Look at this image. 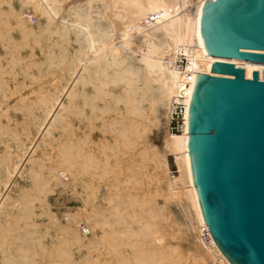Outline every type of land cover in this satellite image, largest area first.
I'll return each mask as SVG.
<instances>
[{
    "label": "bare ground",
    "instance_id": "6f19581e",
    "mask_svg": "<svg viewBox=\"0 0 264 264\" xmlns=\"http://www.w3.org/2000/svg\"><path fill=\"white\" fill-rule=\"evenodd\" d=\"M204 1L18 0L15 7L7 0V7L0 8V44L5 50L0 53V72L6 64L19 62L28 79L20 84L22 90L0 82V131L14 135L16 145L13 157L9 149L0 153V187L20 174L26 162L42 188L58 181L59 172L73 179L81 175L84 200L93 202V208L83 210L84 228L92 235L83 239L76 229L81 220L69 215L64 224L68 240L61 243L75 241L113 257L99 261L86 256L85 264H180L164 223L165 207L172 200L188 203L198 225L200 244L189 249L205 254L210 264H229L211 238L195 192L186 140L188 106L195 74H211L213 62L243 68L246 78L253 71L262 78L264 62L204 54L198 31ZM28 7L38 17L36 25L27 20ZM115 39L120 48L113 44ZM36 45L40 59L32 58ZM22 46L31 48L27 58L38 74L28 71V61L18 51ZM183 59L189 66H183ZM174 102H183L186 108L181 132L168 129ZM159 105L166 109L163 147L177 169L172 175L166 155L150 148L146 139L158 120ZM31 125L35 133L29 136ZM64 128L66 140L45 167L37 149L45 144V136ZM111 157H116L115 164ZM123 164L129 174L125 179L116 176L119 184L131 182L134 168L140 166L153 188L135 194L123 192L114 182L102 198L107 207H96L98 184L110 174L109 165ZM162 178L166 181L159 184ZM5 198L0 188L1 264L9 260L1 244ZM28 211L19 213L28 217ZM59 254L63 264L67 250L61 248Z\"/></svg>",
    "mask_w": 264,
    "mask_h": 264
},
{
    "label": "water",
    "instance_id": "95a60500",
    "mask_svg": "<svg viewBox=\"0 0 264 264\" xmlns=\"http://www.w3.org/2000/svg\"><path fill=\"white\" fill-rule=\"evenodd\" d=\"M204 54L264 62V0H205ZM248 50V51H247ZM195 74L187 150L202 218L229 264H264V69Z\"/></svg>",
    "mask_w": 264,
    "mask_h": 264
},
{
    "label": "rangeland",
    "instance_id": "374dc122",
    "mask_svg": "<svg viewBox=\"0 0 264 264\" xmlns=\"http://www.w3.org/2000/svg\"><path fill=\"white\" fill-rule=\"evenodd\" d=\"M6 1L7 0H0V8L7 7ZM67 1L70 2L71 0ZM11 3H13L15 7H19L18 0H11ZM25 11L28 15L27 20L31 23V25H36L38 17L29 7L26 8ZM134 41H137V38H134ZM119 43L120 40L115 39L113 44L120 48ZM14 49L15 48H12L11 51H14ZM18 51L21 56L24 57L23 61H28V71L38 74L37 67L27 58V55L31 52V48L29 46H22ZM4 52L5 50L0 44V53L4 54ZM32 53V58H41V53L37 45L33 49ZM124 54H126V50H122L121 56L124 57ZM8 56L9 55L7 53L6 57ZM6 61L7 60L4 58L2 59V62L4 63L3 65L6 64ZM130 61L133 64L138 63L135 57H132ZM182 64L184 67L189 66L186 59H183ZM21 66L22 65L19 62H15L12 67L7 64L5 65L3 71L0 72V82L4 83L2 84L3 86L6 84V86L8 85L12 88L22 90L20 84H22V82H28V79L25 78V73L21 70ZM117 85H120V83H117ZM166 120L167 115L165 106L159 105L158 120L151 126L146 135V139L150 148L158 151L160 154L164 153L166 155L169 162L170 173L171 168L174 166L173 157L169 154L168 150L165 152L163 147ZM66 131L67 130L65 128L60 129L44 137L45 144L42 145L41 143L36 154L38 158L42 160L45 167H48L51 164L52 159H49L48 157L50 156L54 158L58 152L56 150L57 147H60L65 142ZM34 133V127L31 125L29 136ZM24 139L25 142L28 141L27 137ZM5 149H9L11 151V157L14 156L13 151L16 149L14 135L5 131H0V153H3ZM18 154H20V152H18ZM115 158L116 157L110 158L112 163ZM28 166L29 164L26 162L20 174H16L11 178L10 183L0 187L1 191H4L6 194L4 203L6 216L1 218L2 253L9 256V260H7L6 263L62 264V258L59 254L61 248H65L67 250V255L63 257V264H85L86 256L92 260H112V255H100L96 250L89 251L84 244H79L75 241H71L70 243L64 245L61 243V241H65L66 239L68 240L64 224H66V221L69 220L66 217L68 216V218H70L69 215H74L75 218H79L81 220V223L76 225V229L83 239H87L92 235L85 234L80 225H86L83 214L88 211L89 208H93L92 201L87 202L84 200V193L86 195V192L81 181V175H77L75 179H73L70 175L68 177V173L59 172L58 181L53 180L47 187L42 188L38 186L36 181H34V179L30 176ZM109 167L110 171L112 170L111 172L109 171L110 174L108 173L109 175L107 174L108 176L102 179L103 181L101 180V184L99 181L97 182L99 183V189H97L96 193V207L103 206V208H106L107 202L106 200H102V198L107 196V190L110 189L109 187L112 188L114 182L119 184L116 176L120 179H125L126 175L129 174L124 164L121 166L109 165ZM134 169L135 172L132 176L131 182L126 184L122 183V185L119 184L121 190L126 192V190L129 189L135 194L148 192V190L153 188L154 184H150L149 180H147L143 173L144 169L142 171L140 166L137 167L139 171H137L136 167ZM161 181L162 182H159V184H163L164 181H166V178H162ZM85 209L86 211L83 213V210ZM20 210H30L28 211L29 216L26 217V215H21L19 213ZM164 212L165 214L167 213L164 223L166 224L168 240L171 241V243L178 250V254L181 258L179 263L210 264L205 254H200L198 251L189 249V245L194 244L198 246L197 244H200V235L198 233V225L188 203L184 200H172L166 205ZM52 215H54L55 219ZM31 222L35 223L36 226H31ZM134 226L137 227L136 224ZM171 235H173L172 238H170Z\"/></svg>",
    "mask_w": 264,
    "mask_h": 264
},
{
    "label": "built area",
    "instance_id": "2783aa9c",
    "mask_svg": "<svg viewBox=\"0 0 264 264\" xmlns=\"http://www.w3.org/2000/svg\"><path fill=\"white\" fill-rule=\"evenodd\" d=\"M261 79V78H260ZM185 105L183 102H174L171 105L169 114H168V129L171 132H181L186 126V120L184 118ZM177 169L175 165L171 168L170 173L175 174ZM82 231L85 234H89L87 228H84V224H80Z\"/></svg>",
    "mask_w": 264,
    "mask_h": 264
}]
</instances>
